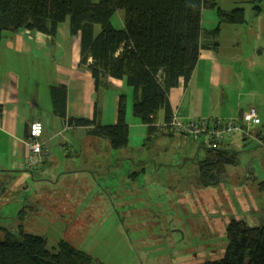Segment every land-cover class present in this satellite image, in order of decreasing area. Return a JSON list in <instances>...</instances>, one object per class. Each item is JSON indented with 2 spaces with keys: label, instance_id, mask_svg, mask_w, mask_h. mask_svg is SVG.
I'll return each mask as SVG.
<instances>
[{
  "label": "rangeland",
  "instance_id": "rangeland-1",
  "mask_svg": "<svg viewBox=\"0 0 264 264\" xmlns=\"http://www.w3.org/2000/svg\"><path fill=\"white\" fill-rule=\"evenodd\" d=\"M217 2L228 13L243 8L248 16L243 27L252 31L248 32L250 40L234 47L231 38L218 40L220 54L230 49L235 55L239 50L264 55V1L259 4L260 15L252 0ZM120 17L124 18V12L116 14V27ZM259 72L248 74L251 81L241 93L237 82L225 88V101L221 97L219 110L226 114L237 104L251 102L255 95L262 122L251 127L256 129L246 141L240 135L229 141L228 148L240 152L239 161L217 175L219 184L202 180V162L208 156L206 136L196 139L176 132L174 137L149 138L129 120V146L116 150L109 140L84 130L58 131L54 141L46 143L51 161L27 183L21 185L19 173L13 179L0 171V241L7 231L15 232L21 226L27 234L45 238L51 250L66 240L100 264L220 260L228 247L227 228L232 220L264 228V144L257 137L262 132L264 138V71ZM121 95H126L133 109L131 87L118 89L110 83L99 88L96 100L101 112L106 104V122L115 108V97ZM161 119L158 114L157 121ZM56 130L53 126L47 129L49 133Z\"/></svg>",
  "mask_w": 264,
  "mask_h": 264
},
{
  "label": "trees",
  "instance_id": "trees-1",
  "mask_svg": "<svg viewBox=\"0 0 264 264\" xmlns=\"http://www.w3.org/2000/svg\"><path fill=\"white\" fill-rule=\"evenodd\" d=\"M217 1L99 0L96 3L94 0H0V31L24 29L55 37L59 26L69 20L72 35L81 41L80 66L91 72L96 91L103 85H110V78L131 87L134 92L133 115L146 126L149 138L174 137V132L196 139L206 136L208 156L202 162V180L204 184L216 185L220 182L217 175L225 172L226 166L238 165L240 152L229 149V141L236 135L246 141L256 129L243 122L244 113L250 107L240 117H229L240 125L241 132L230 137H216L207 132L192 135L169 126L177 118L169 94L179 86L181 79L190 82L203 48L218 49L216 37L212 41L202 40L204 35H209L202 26L204 10H216L220 24L240 25L246 22L243 8L228 13L218 7ZM252 2L256 4V11H261L259 4L262 0ZM121 11L124 12V26L119 29L114 25V18ZM219 30L218 26L214 34ZM66 97V87L52 88L54 112L69 128H85L89 135L109 140L116 150L129 146L126 95L119 99L117 123L109 126L100 123L101 110L97 102L93 119L68 118ZM161 111L164 112V123L158 125L157 115ZM222 119L228 118L192 121H206L210 127L211 123ZM261 122L260 119L258 125ZM257 137L264 144L262 132ZM227 237L228 247L224 256L203 264H264V228L249 227L244 221L232 220L227 228ZM0 264L100 263L66 240H60L57 249L51 250L45 238L27 234L20 226L15 232L7 231L5 239L0 241Z\"/></svg>",
  "mask_w": 264,
  "mask_h": 264
},
{
  "label": "crops",
  "instance_id": "crops-1",
  "mask_svg": "<svg viewBox=\"0 0 264 264\" xmlns=\"http://www.w3.org/2000/svg\"><path fill=\"white\" fill-rule=\"evenodd\" d=\"M253 9L256 12L255 6ZM213 12V10H204L202 14V26L205 33L209 34L203 36V42L212 41L215 37L217 41L233 38L229 41L234 47L240 41L250 40L251 37L248 34L250 30L247 29L248 27H243L246 22L240 25L220 24L218 14ZM247 18L248 16L246 20ZM121 19L120 17L121 23L117 27L119 29L124 26ZM218 26L220 30L214 34ZM99 30L97 29V32ZM246 33L248 36L244 38ZM227 45H223V48ZM218 48L217 50L203 48L190 82L186 83L184 79H181L179 86L170 91V104L174 116L179 120L188 122L200 118L217 119L229 114L233 115L231 117H240L251 106L260 110L256 105L258 100L255 95L251 102L237 104L229 113L225 112L226 114L219 110V103L221 97L225 101L224 95L228 93L225 88L235 86L239 82L238 93H241L244 84L251 81L248 74L257 73L258 70L264 71V55L244 53L242 50L235 55L230 49L227 54L221 55L219 51L222 48L221 44ZM259 55H263L261 62ZM80 62L81 41L78 36L72 35L68 21L59 26L55 37L24 29L18 32L0 33V169H3L0 171L6 172L13 179L16 178L15 174L19 173L23 178L21 185L27 183L31 177L34 178L35 172L42 171L51 161L49 159L41 168L35 169L34 173L26 169L29 154L27 142L33 123L40 122L43 126L41 140L45 144L54 141V135L58 131L84 130L87 132L85 128H69L54 112L53 87H66L68 118L89 120L94 118L98 91H96L91 72L80 66ZM109 81L118 89L125 87L121 80L110 78ZM119 99V96L115 97V108L108 115L109 122L105 120L106 104L102 106L100 123L103 126L117 123ZM159 114L162 119L159 122L156 121L158 125H161L164 123L165 116L163 111ZM133 116V109H129L127 104L126 120H130L133 126L143 128L146 134V126L139 119L134 120ZM51 126L58 128L57 132L49 133L47 129ZM67 148H69L68 145Z\"/></svg>",
  "mask_w": 264,
  "mask_h": 264
},
{
  "label": "built area",
  "instance_id": "built-area-1",
  "mask_svg": "<svg viewBox=\"0 0 264 264\" xmlns=\"http://www.w3.org/2000/svg\"><path fill=\"white\" fill-rule=\"evenodd\" d=\"M243 122L248 126H255L260 123L259 112L257 108L250 107L243 116ZM171 128H176L179 132H185L192 135L207 132L216 137H230L236 132H241V127L233 118L222 119L214 121L209 127L206 121L199 122L192 121L190 123H182L177 118L169 125ZM168 130V127H165ZM43 135V126L40 122H35L31 125L29 130V140L27 147L29 154L26 162L27 170H35L41 168L46 164L50 158V152L46 144L41 141ZM215 147V146H214Z\"/></svg>",
  "mask_w": 264,
  "mask_h": 264
}]
</instances>
